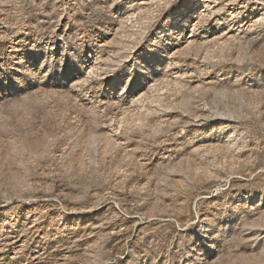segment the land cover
<instances>
[{
  "label": "rangeland",
  "instance_id": "obj_1",
  "mask_svg": "<svg viewBox=\"0 0 264 264\" xmlns=\"http://www.w3.org/2000/svg\"><path fill=\"white\" fill-rule=\"evenodd\" d=\"M0 264H264V0H0Z\"/></svg>",
  "mask_w": 264,
  "mask_h": 264
},
{
  "label": "bare ground",
  "instance_id": "obj_2",
  "mask_svg": "<svg viewBox=\"0 0 264 264\" xmlns=\"http://www.w3.org/2000/svg\"><path fill=\"white\" fill-rule=\"evenodd\" d=\"M209 0H205V2H208ZM199 17L198 16H196L195 17V19H198ZM197 22V21H196ZM194 26L196 25V24H193Z\"/></svg>",
  "mask_w": 264,
  "mask_h": 264
}]
</instances>
